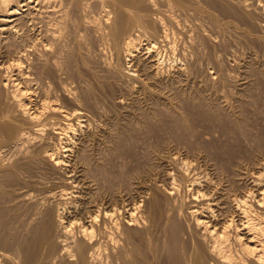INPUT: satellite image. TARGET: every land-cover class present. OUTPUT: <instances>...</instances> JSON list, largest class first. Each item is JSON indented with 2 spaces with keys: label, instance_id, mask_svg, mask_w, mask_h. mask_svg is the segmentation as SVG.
Segmentation results:
<instances>
[{
  "label": "rangeland",
  "instance_id": "374dc122",
  "mask_svg": "<svg viewBox=\"0 0 264 264\" xmlns=\"http://www.w3.org/2000/svg\"><path fill=\"white\" fill-rule=\"evenodd\" d=\"M17 1L18 0H14L16 4H17ZM72 1L73 0H54L52 1L53 3L49 4L47 1H44V0L43 1L33 0L30 4H28L30 6L25 5L21 7L22 8L21 11L23 12L22 13L23 15L18 14L14 16L13 19H16V20L15 22H12V23L9 22V25H7V28L9 27L11 28L10 30L6 31L7 34L6 32L1 33L0 31L2 36L6 35L5 38H7V36H10V35L12 37V39L11 37H9L10 39L7 38L5 39V41H1L0 39L1 41L0 44H2L0 45V53H2V55L0 54V67H4V66H7L13 63L14 62L13 59L15 60L21 59L22 61L24 60L25 63L23 65L24 67L22 68V70L26 72V74L24 73L26 75V76L24 75V77H28L30 75V78L28 77L29 80L31 79L29 85L32 87V90L35 96L34 98L37 99L36 100L37 102L40 98H41L40 100H47V98L49 97L50 99L49 98L48 99L50 102L52 101L56 102L60 106L64 107L65 110L66 108L67 110L80 109V111L86 115L85 117L86 121L81 126L77 127V130L75 131V133H72V134L70 133L67 137L69 139L68 142L71 140L69 143L72 144L70 145L72 146V148H70V151L66 152V155L68 154L66 157V159L68 160L67 163H69V165L66 167H68V169H70L71 167L70 170H72L75 168L74 166L76 165L77 166L76 168L78 169H83V170L86 169V171L88 170L87 171L88 176H90L91 178L90 179L88 177L90 180L87 178L86 180L87 182L85 183L83 187H81L82 189L78 188V191L79 189L80 191L77 194H79L80 192L83 193V195L86 194L87 196L85 195V197L86 198L88 197L87 199L89 200L91 199V201L97 200V202H100V204L103 203L104 205V203L107 202V198L109 199L108 196H111L110 194L116 191L120 194V197L124 195L122 197L123 199L121 200L125 203L127 202L126 206L130 207V208L127 207L129 211L133 213L135 212L138 213L139 209L137 210V207L135 206L138 205L140 200L142 199L144 200L145 197H146L145 199H146V204H147V199L149 196L148 192L150 191L148 188L151 187V185L153 184L152 182H154V180L158 181L157 183L160 182L159 184H161L162 179L165 178L164 176L166 175V172H168V170L169 171L171 170L172 173L173 171L174 173H178L177 167L179 168L181 167V169L179 170H182L183 169L182 167L187 168L188 164L192 165V166L190 165L189 167H192L193 170H191L192 168H189V169L184 168V169L189 170L190 174L194 172L195 166H196V170L199 172V173L197 171L194 172V173L197 172L195 174L196 176L194 175V173L187 176V178H189L187 180L189 183H191V180H193L192 177L198 178L197 180L199 182L203 179L204 180L209 179L208 181L206 180L207 182L206 181L203 182L204 184L201 181V186L198 185V188L200 187V189H205L206 184H208V182L211 179H213L211 183L215 182L216 180V183L214 184L212 183L216 187H213V185L210 182H209L210 184H208L210 186L212 185L211 187L213 189L212 192H215L218 187H219V190L217 189L218 192L219 191L223 193L228 192L227 190L231 186L229 189L230 193H231L230 190H232L233 192H236L240 190L241 188L242 191L240 190L238 192H242L243 194L245 193V190L243 189L248 190L249 185H250V188H253L254 185L252 183L255 180L256 174H258V172L255 170L261 169V170H258L259 172L264 170V163H263L264 162V156H263L264 154V146H263L264 144V0H247V1L245 0H219V1L218 0H215V1L214 0H210V1L209 0H162V1L154 0L157 3V7L162 12L163 16L167 14V11H168V14L172 13L171 16L174 17V20L177 23V24L175 23V25H178V26H170L171 32L173 33V34L171 33L172 42L174 40L176 44L172 43V46L174 47L173 51H171L170 49H166V54L164 53L165 59L162 65L163 66L162 70L164 71L165 69V71L161 74H163L162 78L164 79L165 77L166 80L164 79L165 81L163 83V86L161 85L162 87L150 84V81L148 79H145L146 77H144L143 75H142L143 77L141 78L140 71L137 72L138 69L143 68L140 64H138V66L135 65L132 68L133 70H136V72L134 71V73L138 74L139 76L138 75L137 76L135 75L133 77L125 76V75L120 76V70L124 69L125 66L128 67V64L124 63L125 66L124 67L122 66L123 68L119 67L116 70V67H118L119 64L117 63L118 61H116L115 56H113V52L111 53L110 51L109 53L108 50L104 51L103 44L98 39V36L92 29V24H93V21L99 22V20L103 16V11L106 10L105 7L107 8L106 3L110 0H108L107 2L106 0H103L104 1L103 4L99 1L98 3H96L97 0H91L90 2L93 1L92 5L90 4L89 6L91 7H86L85 8L86 10L85 9L80 10L77 6H75L76 3ZM46 2H47V5H46ZM23 4L24 2L22 3V5ZM46 7L50 9H47ZM226 8H229V9H226ZM83 10H85V13ZM66 11H68L67 12L68 14H66ZM31 19L33 20V22ZM90 21L91 23L89 24ZM59 26L61 27L63 26V27L62 28L60 27L61 28L60 29ZM51 27L54 29L51 30ZM66 30H68L67 31L68 33L66 32ZM61 32L62 33L64 32L63 33L64 35H62ZM92 33L93 35H91ZM92 41L96 42V44ZM13 42H15L16 44ZM74 42H77V43H74ZM98 42H100V44ZM12 44L14 46L16 45L17 46L14 47ZM24 44L27 45V48H26V45ZM52 44L53 46H51ZM75 44H77L78 46ZM83 44H85L86 46ZM91 45L92 46L94 45V46L91 47ZM5 46L6 47L11 46V48L9 47L10 53L9 51H7L8 47L6 48ZM19 46L22 47L21 49L22 51L20 50L21 47ZM80 46L83 48V50L86 49V51L85 50L82 51V48ZM68 47H74L77 50V56L84 58V59H81L78 57L79 58L78 59L75 57L74 59L75 64L73 65L76 66L75 67L76 70L79 69L80 71L79 73L78 71H76L75 73L72 71L71 73L69 70H67L62 65L61 67H59V69L58 68L56 69L55 67L51 68V65L54 64L53 60H55L56 62L61 61L62 59L61 56L63 55L61 51L68 49ZM4 48L6 50H4ZM59 48H62V50ZM14 50H17V51H14ZM93 50L95 52H93ZM3 52H6V53H3ZM11 52H13L14 54ZM19 52H20V56L18 54ZM23 52L25 54H23ZM85 52H87L88 55ZM6 54H11V55H6ZM84 54L85 56L86 55L87 56L83 57ZM110 54L112 56H110ZM22 55L24 56L22 57ZM8 57H11V58L9 59ZM108 57L111 59L109 60ZM112 57H114L115 60ZM105 58L108 60L109 63H111L113 60L116 61V62L113 61L111 63V64L116 63L115 66L114 64L112 65L114 66L112 67L113 70L111 71L108 70V68L106 67L107 63L105 62L107 61ZM80 59L82 60V62L83 60L86 61L85 62L86 64L83 63L84 66L83 64L78 63V61L81 62ZM100 59L102 61L104 59L105 62L103 61L102 63ZM87 60L88 61L90 60V62L87 63L88 62ZM49 62L51 65L49 64ZM2 63L4 66L1 65ZM48 64H49V67H48ZM85 65L87 66L85 67ZM80 66L81 68L82 67L83 68L81 69ZM9 71L10 72H8V70L0 68V81L5 79L7 75H13L14 78L17 77L16 76L18 72L17 70L13 71L12 69H10ZM48 71L50 72V74L47 73ZM114 71H116L117 74ZM112 72L115 74H112ZM53 74L55 75V78ZM110 74L112 75L110 76ZM66 89L69 91L68 95L65 94ZM89 91L92 94L89 93ZM152 93L154 94L156 93V96L155 97L152 96L153 95ZM202 93L203 95H201ZM88 94H90L91 96ZM85 95L86 97H88L87 99H85L86 98ZM183 95L186 97H184ZM187 99H188L187 102L189 104L191 103L192 105V107L190 108L191 109L190 111L187 108L186 102H185ZM209 118L211 120H209ZM51 119L49 121L55 122L56 120L54 118H51ZM229 125H231V127ZM120 130L128 131V135H129L128 144H127L128 148L125 149V153H123L122 155H119L116 153V146L114 142L112 141L113 137L116 136V134L119 133ZM181 130H182V133H181ZM229 133L231 137L229 136ZM242 133H244V135ZM33 135H31V137ZM51 135L52 134L49 131L44 133V136H47L48 139H51L52 141L55 142L56 139L54 138V135L52 136ZM48 136H51V137H48ZM255 138L256 140H254ZM51 140L49 141L52 142ZM36 141L37 140H35L34 143L39 144L40 141L39 140H38L39 142L38 141L36 142ZM260 141H262V143H260ZM54 142H52V144H54ZM261 147H262V150L260 151L259 149ZM11 149H12L11 144H7V146L5 147L3 146L2 148H0V159H4L5 157L7 158V156H11L14 152V150H11ZM80 151L81 152L83 151V153H81L82 156L79 155ZM68 156L70 158H73V160L69 159ZM255 156L257 157L255 158ZM169 157H172L173 160H171ZM239 157L241 158V160ZM85 158H87V160ZM228 158L230 159L231 162L229 161ZM8 160L9 159H5V162L6 161L9 162ZM186 160L188 162H191V163L186 162L187 166H185L186 163L184 162ZM226 162H227V165H226ZM233 165L234 166L237 165V166L234 167ZM157 167L158 168L161 167V168L158 169ZM150 168L153 171L152 172L153 174L151 173V170L150 172H148ZM174 168H176V170ZM164 169L165 170L168 169V170L165 171ZM224 169L227 170L228 173L226 171H225L226 173L223 172ZM121 172L122 173L124 172L125 174L124 173L122 174ZM200 172L202 174H200ZM245 172L247 173V175ZM206 173H207V178L205 177ZM197 174H199L200 177L199 175L197 176ZM214 174L215 175L217 174V175L215 176ZM92 175H93V178H92ZM119 175L122 176V179L121 177H119ZM161 176L164 178H161ZM152 177L154 178V180ZM217 178L221 181L223 180L222 183H220L221 181H219ZM111 179L113 181H110V185H109V180ZM92 180L94 181V183ZM230 180L231 181L234 180L232 182L233 183L237 182V183L234 185L230 182ZM115 181H116L115 185L117 184L116 185L117 189H120V190H117L116 187L111 186V184L113 185V182ZM173 181L174 180H171L169 183L171 182L173 183ZM180 181L181 179H179L177 184L180 185L179 183H181L180 186L182 187H180L181 188L180 190L184 192V193L182 192L183 194L182 193L180 194L181 196L180 199L185 200L186 198L188 199V201L192 200L193 195L191 193L195 195L196 192L194 191L197 190V186L190 187V185H188L189 183L187 184L186 181H185L186 183L184 182V180H182L181 182ZM251 181L253 182L250 183ZM183 182L189 187L186 186V189H185V184H183ZM217 182H219L218 185H217ZM128 183H129V186H127ZM230 183L233 185L234 187L233 189H231L232 185ZM118 184L121 185L122 187L118 186ZM219 184L220 186L222 184H223L222 186L224 185L226 186L220 187ZM168 185L171 186L170 184ZM5 186L6 187L8 186L5 190V192L7 193H4L6 195H3V194L0 195V198L2 197L0 199V212H1L0 215L5 216L4 219H1L3 218V216L2 217L0 216V219H1L0 221L2 220L6 221L5 223L4 221L1 222L2 224L0 223V225H3V223L5 225L3 227L4 229L2 227L0 228L2 230V231L0 230L2 233V234L0 233V251L5 255L7 254L8 257H13L14 255L16 256L17 254L16 252L18 249V245L16 244L18 243V240L21 239L19 236L25 238L28 235L27 233L29 232L27 231H30L28 230V228L31 229L35 225L37 216L35 213L36 211L34 210L35 207H33V205L30 204L31 202L34 203V201H31L29 203L28 205L29 207H27V204L29 201H26V199L22 198L21 196H20L21 198L19 197L18 200H16L17 198H15V201H16L15 202L13 200L14 198H12L15 195V191H17L15 190L16 189L15 185L6 184L4 185V188ZM86 186H87V189H86ZM245 186L247 187L245 188ZM109 187L111 189L112 187L115 189L111 190ZM10 188H13V189H10ZM17 188H19V186ZM122 188H123V191H122ZM187 188L189 189L188 191H186L188 195L185 192ZM25 190L27 191L30 189L26 188ZM25 190H22V191H25ZM82 190H85V191H82ZM108 190H111V193H109ZM87 191H88V194H87ZM190 191L192 192L189 193ZM189 194H191V198ZM91 195L92 196L94 195L93 197L95 199ZM100 197L101 198L103 197L104 200H102ZM2 199H4V201ZM21 199L24 200L26 204ZM121 200H120V204L123 205V202ZM101 201H104V202L101 203ZM188 201H187V204H188ZM18 202H21V203L18 204ZM139 204H141V201ZM20 205L22 208L20 207ZM104 206L106 207V205ZM28 208H30L32 212H34L35 214L34 213L32 214L31 210H29ZM132 209L134 210L132 211ZM74 214L73 215L71 214L72 215L71 218L72 217L74 218V216L76 218V215ZM31 217L33 218L32 220H31ZM189 219H191L190 220L191 222L193 221L192 218L189 217ZM31 223L33 224L31 225ZM18 226L21 228L18 229L19 228ZM15 230L18 233V237H19L17 238L16 241L14 237L12 236L15 233ZM10 234H12L11 235L12 240L14 239L13 242L11 238L8 237ZM1 235L3 236L6 235V237L1 238ZM6 238H8L9 240ZM6 240L10 242V243L8 242L9 243L8 245L7 243H5ZM13 243L16 245L15 246L16 250L14 249V246L11 245ZM0 257H1L0 264H13V263H6V261L4 260V257L1 255Z\"/></svg>",
  "mask_w": 264,
  "mask_h": 264
},
{
  "label": "bare ground",
  "instance_id": "6f19581e",
  "mask_svg": "<svg viewBox=\"0 0 264 264\" xmlns=\"http://www.w3.org/2000/svg\"><path fill=\"white\" fill-rule=\"evenodd\" d=\"M32 1L33 0H18L17 4H16V2H14V0H0V13H1L0 14V31H1V33L6 32V31L11 29L10 27L7 28V25H9V22H11V23L15 22L16 19H13L14 16L23 13L21 11L22 10L21 7L30 4ZM44 1H47L49 4H51V3H53L52 1H54V0H44ZM90 1L91 0H75V1L73 0L72 2H75L76 3L75 6H77L80 10H82V9H85L86 7H91L89 5L90 4L92 5L93 1L92 2H90ZM98 1L101 2L102 4L104 2L103 0H97L96 3H98ZM107 1L108 0H106V2ZM245 1H247V0H245ZM23 2H24V4L22 5ZM47 2H46V5H47ZM106 4H107L108 9L105 7L106 10L103 11V16L101 19L99 18L100 19L99 22L93 21L94 19L92 18L93 19L92 20L93 21L92 29L94 30V32L98 36V39L103 44L104 51L108 50L109 53H110V51H111V53L113 52V56H115L116 61H118L117 63L119 65H121V66L118 65V67H116V70L119 67H122V66L124 67L125 66L124 63L128 64V67L125 66L126 68L124 67V69L120 70V76L121 75L132 76V77L135 75L137 76L138 74L134 73V71L136 72V70H133L132 68L135 65L138 66V64H140L143 68L141 69L140 67H138L141 70L138 69L137 72L140 71L141 78L144 76V77H146L145 79H148L150 81V84L162 87L164 81L166 80V78L164 76L163 77L165 80L162 78L163 74H161L165 71V69H164V71L162 70L163 69L162 65H163V62L165 59L164 53L166 54V49H170L171 51H173L174 47L172 46V43L176 44V42H174V40L172 42V35H171L172 32H171L170 26H178V25H175L176 22L174 20V17L171 16L172 13L168 14V11H167V14H165L163 16L162 12L157 7V3L154 0H112V1L110 0ZM28 6H30V5H28ZM47 9H50V8H47ZM226 9H229V8H226ZM85 10H83L84 13H85ZM67 12L68 11H66V14H68ZM234 12H236V11H234ZM47 13H49V12H47ZM22 20H24V19H22ZM95 20H96V18H95ZM32 22H33V20H32ZM90 23H91V21L89 22V24ZM60 27L61 26H59V28ZM52 29H54V28L51 27V30ZM59 30H58V32H59ZM63 31H64V29H63ZM67 31L68 30H66V32ZM1 33H0L1 41H5V39L11 37V35H10V36H7V38H5L6 35L2 36ZM63 33H62V35H64ZM6 34H7V32H6ZM53 34H54V32H53ZM57 35H58V33H57ZM91 35H93V33ZM3 38H4V40H3ZM11 39H12V37H11ZM10 41H12V40H10ZM92 42H94V41H92ZM13 43H15V42H13ZM74 43H77V42H74ZM94 43L96 44V42H94ZM98 43L100 44V42H98ZM4 44H6V43H4ZM10 44H11V42H10ZM26 44H24V45H26ZM0 45H2V44H0ZM67 45H65V46H67ZM75 45H77V44H75ZM83 45H85V44H83ZM11 46H7L8 48L5 46L8 49L7 51H9ZM16 46H14V47H16ZM51 46H53V44ZM93 46L91 45V47H93ZM100 46H102V45H100ZM19 47H21V46H19ZM26 48H27V45H26ZM62 48H59V49L62 50ZM21 49H22V47L20 48V50ZM175 49H177V48H175ZM4 50H6V49L4 48ZM17 50H14V51H17ZM84 50L86 51V49H84ZM84 50L82 48V51H84ZM90 50H91V48H90ZM170 50H169V52H170ZM96 51H97V49H96ZM61 52L63 53V55L61 56L62 57L61 61L56 62L55 60H53L54 64H52V65L49 62V64L51 65V68L55 67L56 69L57 68L59 69V67H61V65H62L67 70H69L71 73H72V71L74 73L76 71H78V73H79L80 72L79 69L76 70V68H75L76 66L73 65V64H75L74 63L75 57L76 58L79 57V56H77V50L74 47H68V49L62 50ZM80 52H81V50H80ZM93 52H95V51L93 50ZM174 52H176V51H174ZM3 53H6V52H3ZM9 53H10V51H9ZM11 53H13V52H11ZM82 53H84V52H82ZM85 53H87V52H85ZM0 54L2 55V53H0ZM18 54L20 56V52ZM23 54H25V53L23 52ZM171 54H172V52H171ZM182 54H184V53H182ZM6 55H11V54H6ZM87 55H88V53H87ZM23 56L24 55H22V57ZM86 56L84 54L83 57H86ZM110 56H112V55L110 54ZM8 58L10 59L11 57H8ZM16 58H17V56H16ZM38 58H40V57H38ZM79 58L84 59L82 57H79ZM112 58L114 59V57H112ZM81 59H80V61L82 62ZM110 59L111 58H109V60ZM13 60H14L13 63L10 62L11 64H9L7 66H4L2 63L1 65H3L4 67H0L1 69L8 70V72H10L9 71L10 69H12L13 71L14 70L18 71L16 74V76L18 78L17 77L14 78L13 75H7V77L5 79L0 81V84H1L0 85V148H2L3 146L4 147L7 146V144H11L12 145L11 150H14V152L12 151L13 154L11 156H7V158L5 157L4 159H0V184H1L0 185V187H1L0 188L1 189L0 195H2V194L6 195L4 193H7V192H5V190L8 186L7 187L5 186V188H4V185H6V184L7 185L8 184L15 185V188H16L15 190H17V191H15V195L12 197V198H14L13 200L15 201V198H17L16 200H18V198L21 196L22 198L26 199V201H29L27 204V207H29L28 205L31 201H34V203L31 202L30 204L33 205V207H35V209L34 208L33 209L36 211L35 213H36L37 219H36L35 225L33 227L31 226L32 227V228L30 227L31 229L28 228V230H30V231H27L29 233H27L28 235L25 238L19 236L23 240H21V239H20L21 241L18 240V243L16 244V245H18L17 252L15 251L16 245L14 244L16 242L11 244L14 246V249H15L14 251L17 253V254L15 253L16 256L13 254L15 257L14 256L8 257L7 254L5 255L0 251V255L4 257V260L6 261V263H13V264H264V174H263L264 170L260 171V172L258 170H261V169L255 170L258 172V174H256V172H255V174H256L255 180L253 179L254 182L253 181L250 182V183L253 182L252 183L254 185L253 188H255V189L250 188V185H249L248 186L249 189L248 190L243 189V190H245V193L242 194V192H238L241 190V188H240V190H238L236 192H233L232 190H230L231 191V193H230L229 192V189L231 187L230 185H229L230 187L228 190L226 188V190L228 192H224V193L220 192V191L218 192L217 189L219 190V187L216 189V191L214 190L215 192H212L213 189L211 187L214 183H216V180H215L216 178L214 179L215 182H212L213 184L211 183V181H213V179H211L209 181L212 184L211 186L208 185V184H210L208 182V184H206L205 189H200V187L198 188V185L201 186V181L203 183L207 179L206 180L203 179L204 181L201 180L199 182L197 180L198 178L195 177L196 178L195 179L192 177L193 180H191V183H189L187 181L189 179V178H187V176H189V175L193 174L195 171H197L195 165H193V166H195L194 167L195 170L191 174H190L189 170H186L187 168L188 169L192 168V167H189L191 164L190 165L188 164L187 168L182 167L183 169L186 168L184 170L183 169L179 170V169H181V167L179 168V167L175 166L178 168L177 169L178 173H174V171L172 173L171 170L169 171L167 169L168 172H166L165 176L163 175L165 178L161 176V178H164V179H162L163 184L162 183L159 184L160 182L157 183L158 181L154 180V178L152 177L154 182H152L153 184L151 185V187L149 186L150 188H148L151 192L150 191H149L150 193L148 192L149 196L147 199V204H146V199H145L146 197L144 198V200L143 199L140 200L141 204H139L140 203V201H139V203H138L139 206L138 205L135 206V204H134V206L137 207V210L139 209V211H138L139 214L136 212L133 213V212L129 211L128 208H130V207L126 206L127 202L125 203L121 200V199H123L122 197L124 196V195H122V193H121L122 197H120V194L118 192H116L115 190H114L115 191L114 193H111V190L115 189L113 187H116V185H117V184L115 185L116 181L113 182V185L111 184V186H113L112 189L110 188L111 186L109 187L111 190H108V192L111 193L110 194L111 196H108L109 199L107 198V202L104 203V205H106V207L102 203L104 201H101L102 204H100V202H97V200L91 201V199L89 200V199H87L88 197L87 198L85 197L86 194L83 195V193H81V192L79 194H77L80 191V189L78 191V188L83 187L85 185V183L87 182L86 181L87 178L88 177L90 178V176H88V174H87L88 170L86 171L85 168H84L85 170L78 169V168H76L77 167L76 165L74 166L75 168L72 170H70L71 167H70V169H68V167H66L69 165V163H67L68 160L66 159V157L68 155V154L66 155V152L70 151V148H72V146H70L72 144L69 143L71 140L68 142L69 139L67 137L70 133L71 134L75 133V131L77 130V127L81 126L86 121V118H85L86 115L83 112H81L80 109L67 110V108H66V110H65L64 107L60 106L56 102H53V101L50 102L49 97H48L49 99L46 97L47 100H40L41 98L39 97L40 99L37 102L36 101L37 99L34 98L35 96H34V92L32 90V87L29 85L30 80H31V79L29 80L30 75L28 76L29 78L24 77V75L26 74V72H24L22 70V68L24 67L23 65L25 63L24 60L23 61L21 59H18V60L13 59ZM90 60L89 61L87 60L88 61L87 63H89ZM103 61H104V59H103ZM103 61H102V63H103ZM106 61L107 62H105V61L104 62L107 63L106 67L108 68V70L109 71L113 70L112 67H114L116 63H113L114 66H112L113 64H111V63L113 61L111 63H109L107 59H106ZM116 61H114V62H116ZM81 62L78 61V63H80V64H83L86 61L83 60V62L82 63ZM49 64H48V67H49ZM83 66H84V64H83ZM86 66L87 65H85V67ZM88 66H89V64H88ZM80 68H81V66H80ZM32 69H34V68H32ZM46 69H48V68H46ZM49 71L47 73L50 74ZM114 72H116V71H114ZM43 73H45V72H43ZM112 74H115V73L112 72ZM112 74H110V76ZM116 74H117V72H116ZM38 77H39V75H38ZM54 78H55V75H54ZM42 84H44V83H42ZM45 86H46V84H45ZM94 88H96V87H94ZM64 89H65V87H64ZM67 89H66L65 94L68 95L69 91ZM90 91H89V93H91ZM47 94H49V93H47ZM152 94H153L152 96H154V97L156 96V93L155 94L152 93ZM88 95H90V94H88ZM201 95H203V93ZM70 97H72V96H70ZM85 97H86V95H85ZM154 97H152V98H154ZM184 97H186V96H184ZM87 98L88 97H86L85 99H87ZM89 99H91V98H89ZM89 99H88V101H89ZM187 101H188V99L185 101L186 106L190 111L191 110L190 108L192 107V105H191V103L189 104ZM90 103H88V104H90ZM157 107H158V105H157ZM198 110H199V108H198ZM223 112H224V110H223ZM160 117H161V115H160ZM179 117H180V115H179ZM51 118L56 119L55 122L49 121ZM209 120H211V119L209 118ZM183 124H185V123H183ZM236 125H237V123H236ZM129 126H131V125H129ZM229 126L231 127V125H229ZM235 127H237V126H235ZM133 129H135V128H133ZM47 131H49L52 135H54V138L56 139L55 142L52 141L51 139H48L47 136H44V133H46ZM231 131H233V130H231ZM181 133H182V130H181ZM33 134H35V135H33ZM232 134H233V132H232ZM242 134L244 135V133H242ZM31 135H33L34 137L33 136L31 137ZM51 136H48V137H51ZM229 136H230V133H229ZM128 137H129L128 131H125V130H123V131L120 130V132L117 133L116 136L113 137L112 141L114 142V144L116 146V153L117 154L122 155L123 153H125V149L128 148L127 147L128 146L127 145L128 144ZM256 138L254 140H256ZM236 139H237V137H236ZM35 140H37V141L39 140L40 141V142L38 141L39 144L38 143L35 144L34 143ZM49 140L54 142V144H52V142H50ZM190 143H192V142H190ZM260 143H262V141H260ZM33 144H35V145H33ZM163 144H165V143H163ZM263 146H264V144H263ZM215 150H216V148H215ZM227 150H228V148H227ZM259 150L261 151L262 147ZM84 151H85V149H84ZM201 151H203V150H201ZM81 153H83V151L82 152L80 151V153H79L80 156H82ZM261 153H263V152H261ZM257 155H258V153H257ZM260 155H262V154H260ZM263 156H264V154H263ZM83 157H84V155H83ZM166 157H168V156H166ZM256 157L257 156H255V158ZM169 158L171 160H173L172 157H169ZM5 159H9L8 160L9 162H7V161L5 162ZM69 159L73 160V158H70V157H69ZM85 159L87 160V158H85ZM149 159H151V158H149ZM240 160H241V158H240ZM161 161H162V159H161ZM229 161H230V159H229ZM178 162H176V163H178ZM184 162L186 163L188 161L186 160ZM188 163H191V162H188ZM215 163H216V161H215ZM235 163H237V162H235ZM124 164H125V162H124ZM181 164H183V163H181ZM226 165H227V162H226ZM230 165H232V164H230ZM230 165H229V167H230ZM185 166H187V163ZM222 166H224V165H222ZM236 166H234V167H236ZM215 167H217V166H215ZM151 168L149 169L148 172H150ZM159 168H161V167H159ZM162 168H163V166H162ZM146 169H148V168H146ZM146 169H144V170H146ZM174 169L176 170V168H174ZM238 169H237V171H238ZM167 170H165V171H167ZM191 170H193V168ZM120 171H121V169H120ZM225 171L227 172V170L224 169L223 172H225ZM145 172H147V171H145ZM152 172L153 171L151 170V173ZM156 172H157V170H156ZM196 173H194V175ZM113 174H115V173H113ZM122 174H120V175H122ZM200 174H202V173L200 172ZM98 175H99V173H98ZM120 175H119V177H121V179H122V176H120ZM198 175L199 174H197V176ZM246 175H247V173H246ZM232 176H231V178H232ZM125 177H123V178H125ZM137 177H139V176H137ZM199 177H200V175H199ZM205 177L207 178V173H206ZM92 178H93V175H92ZM158 178H159V176H158ZM179 179H181V181L184 180V182L186 181L187 184L189 183L188 185H190V187L191 186H193V187L197 186V190H196V188H195L196 191L193 190L194 192H196L195 195L193 193H191L192 191L189 192L193 195L192 200L188 201V199H186V198H185V200L180 199L181 198L180 194L183 191L180 190L181 189L180 187H182V186H180L181 183H179L180 185L177 184ZM147 180H148V178H147ZM153 180H151V181H153ZM171 180H174L173 183L172 182L169 183ZM199 180H200V178H199ZM96 181H98V180H96ZM110 181H113V180L112 179L109 180V185H110ZM124 181H126V180H124ZM219 181H221V180H219ZM222 181L220 183H222ZM232 181H234V180H232ZM232 181L230 180V182L234 185L237 183L236 181H235L236 183H233ZM184 182H183V184L186 183V182L185 183ZM239 182H241V181H239ZM93 183H94V181H93ZM218 183L219 182H217V185H218ZM243 183H244V181H243ZM124 184H126V183H124ZM168 184H170L171 186H169ZM132 185H130V186H132ZM222 185L220 186V184H219L220 187L226 186V185H224V186H222ZM16 186L17 187L19 186V188H17ZM118 186H121V185L118 184ZM127 186H129V183L127 184ZM186 186L187 185L185 184V189H186ZM187 187H189V186H187ZM213 187H216V186L213 185ZM246 187L247 186H245V188ZM26 188H29L30 190L26 191L25 190ZM118 188H120V187H118ZM233 188L234 187L232 185L231 189H233ZM10 189H13V188H10ZM86 189H87V186H86ZM116 189H117V187H116ZM183 189H184V187H183ZM22 190H25V191H22ZM117 190H120V189H117ZM188 190L189 189L187 188V190H185V192ZM12 191H14V190H12ZM82 191H85V190H82ZM122 191H123V188H122ZM146 192H147V190H146ZM12 193H14V192H12ZM105 193H106V191H105ZM142 193H144V192H142ZM87 194H88V191H87ZM186 194L188 195L187 192H186ZM191 194H189L190 198H191ZM107 195H109V194H107ZM101 199L104 200L103 197ZM2 200L4 201V199H2ZM120 200L123 202V205L120 204ZM186 200L188 201V204H187ZM22 201H24V200H22ZM124 201H126V200H124ZM21 202H18V204ZM24 203H25V201H24ZM20 207H21V205H20ZM30 208H32V207H30ZM30 208H28V209L31 210ZM132 208H133V206H132ZM133 210L134 209H132V211ZM135 210H136V208H135ZM11 211H12V209H11ZM31 212H32V210H31ZM33 213L34 212H32V214ZM74 213H76V214H74ZM71 214L76 215V218H75V216H74V218L73 217L71 218V216H72ZM32 216H34V215H32ZM4 217L5 216H3V218H1V219H4ZM189 217L192 218V220H193L192 222L190 221L191 219H189ZM10 218H12V217H10ZM32 219L33 218L31 217V220ZM2 221H4V223L6 222L5 220H2ZM2 221H0V223ZM4 223H3V225H0V228L1 227L3 228L5 226ZM8 224H10V223H8ZM32 224L33 223H31V225ZM23 226H24V224H23ZM20 228L21 227H19L18 229H20ZM1 231H0V233H1ZM16 233L17 232L15 230V233L13 235L10 234L9 236L8 235L7 236L11 238V235H12L16 241L17 238H19L18 233L17 234ZM22 236H24V235H22ZM3 237H6V235H4V236L1 235V238H3ZM6 239H8V238H6ZM14 239L12 240V238H11L12 242L14 241ZM8 242L9 241L6 240L5 243H7V245H8L10 243V242L9 243Z\"/></svg>",
  "mask_w": 264,
  "mask_h": 264
}]
</instances>
